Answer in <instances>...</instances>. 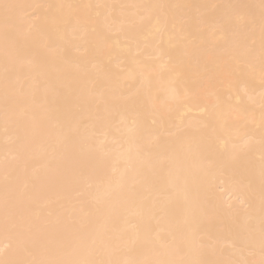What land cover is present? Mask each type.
Returning a JSON list of instances; mask_svg holds the SVG:
<instances>
[{"label": "bare ground", "instance_id": "1", "mask_svg": "<svg viewBox=\"0 0 264 264\" xmlns=\"http://www.w3.org/2000/svg\"><path fill=\"white\" fill-rule=\"evenodd\" d=\"M260 264L264 0H0V260Z\"/></svg>", "mask_w": 264, "mask_h": 264}, {"label": "snow or ice", "instance_id": "2", "mask_svg": "<svg viewBox=\"0 0 264 264\" xmlns=\"http://www.w3.org/2000/svg\"><path fill=\"white\" fill-rule=\"evenodd\" d=\"M0 264H25V262L21 261H4L0 260ZM28 264H95L93 261L88 260H41V261H31ZM260 264H264V260L260 261Z\"/></svg>", "mask_w": 264, "mask_h": 264}]
</instances>
